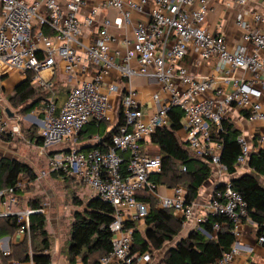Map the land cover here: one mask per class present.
<instances>
[{"label":"built area","instance_id":"1","mask_svg":"<svg viewBox=\"0 0 264 264\" xmlns=\"http://www.w3.org/2000/svg\"><path fill=\"white\" fill-rule=\"evenodd\" d=\"M149 4L148 19L135 21L133 14H142ZM85 5L86 0H0V77L11 71L32 72L33 82L50 92L39 108L42 143L38 151L46 156L47 165L37 178L50 172L75 178L112 206V249L99 264L153 263L151 252L132 249V224L149 211L148 204L137 200L141 191L151 195L158 208L181 218L183 226L203 233L201 224L209 216L230 220L233 243L210 264H234L241 252V226L253 222L220 161V132L224 121L232 122V110L243 113L248 123H264V0L225 4L235 8L240 32L234 50L228 48L221 28L215 32L207 28L209 0H102L82 14ZM109 8L117 15L97 22L99 11ZM111 25L132 27V39L122 41L123 52L109 31ZM133 59L137 69L130 65ZM58 60L67 80L73 82L60 104L53 85ZM186 60L191 68L183 64ZM135 76L159 85L146 101L137 99L131 89L118 93L117 80L130 83ZM175 108L182 112L179 141L211 167L214 185L203 201H188L182 185L162 194L149 180L160 171L161 160L143 142L157 128L169 126L168 113ZM120 109L124 123L107 148H82L91 143L80 141L85 125L91 121L114 125ZM18 131V124L11 126L0 111V136ZM92 140L97 143L98 136ZM237 142L236 173L245 167L253 146L252 138L242 132ZM256 142L253 148L264 147V137ZM17 203L12 188L0 190V217L16 216L17 232L29 239L30 214L43 208L15 212L12 207ZM220 227L213 224L215 232ZM257 242L263 244L264 235ZM2 253L7 256L10 250Z\"/></svg>","mask_w":264,"mask_h":264},{"label":"trees","instance_id":"2","mask_svg":"<svg viewBox=\"0 0 264 264\" xmlns=\"http://www.w3.org/2000/svg\"><path fill=\"white\" fill-rule=\"evenodd\" d=\"M32 77V72L27 74L17 87L15 98L12 100L17 104L32 100L33 102H28V105L26 103V110L32 108L37 101L44 105L50 95L48 90L32 86ZM36 91L39 94L38 98L35 97ZM168 118L170 122L168 127L157 128L143 142L144 146L159 153L161 160L160 171L151 174L149 180L157 187L182 185L188 192V201L195 200L199 190L211 176V167L203 159L196 158L179 141L177 133L183 127L182 112L178 108L171 109ZM123 123L124 116L120 109L117 122L104 135L101 142L93 144L92 147L107 148V145L111 143L112 136L118 132ZM95 124L91 123L81 132L90 131L89 134H91L95 130L93 127ZM240 133L241 130L235 125V122H223L220 132L222 143L220 161L232 176L230 178L231 185L246 202L247 215L258 228L257 236H262L264 235V183L261 180L264 179V147L254 148L245 164L246 170L236 173L235 165L240 154L237 136ZM32 137L38 144L42 143L39 134ZM252 142L256 147V137L252 138ZM50 174L54 178L75 179L62 176L57 172H50ZM21 177H27L29 185L31 181L36 180L37 175L29 165L17 159L0 158V190L12 188L18 201L19 193L31 188L30 185L22 188ZM136 197L138 201L148 204L149 211L144 217V236L136 228V222L132 224L134 228L132 249L151 252L152 246L159 249L166 242L173 241L182 229L183 220L176 217L171 210L158 208L156 200L146 191L139 192ZM41 202L33 200V198L29 199L28 209L43 208ZM80 203L77 202L78 205ZM1 219L5 222L3 225L5 233H11L20 226L16 216L0 217ZM112 220V206L97 196L90 197L82 210L75 211L67 238L68 264H76L77 258L83 264H99L100 258L112 249V232L109 227ZM214 223L221 224L220 229L216 232L213 230ZM201 227L204 233L191 229L186 237L175 241L174 245L167 249L163 264H210L233 243L232 222L227 218L209 216L201 224ZM29 232V239L24 238L18 244H10L9 255L4 256L2 252L0 253V260L3 264H8L10 260L31 261L33 264L51 263V243L46 230V215L43 212L30 214ZM97 257V260H93Z\"/></svg>","mask_w":264,"mask_h":264},{"label":"crops","instance_id":"3","mask_svg":"<svg viewBox=\"0 0 264 264\" xmlns=\"http://www.w3.org/2000/svg\"><path fill=\"white\" fill-rule=\"evenodd\" d=\"M229 0H209V11L206 15V26L207 28H210L211 31H218L219 28L220 32L224 35L227 46L230 50H234L235 46L240 42V32L237 29V26L235 25V8H226L225 5ZM102 2V0H86V5L82 9V14H85L88 12L89 8L92 6H97ZM152 8V5L149 4L144 7V12L142 14H133V18L135 21H145L148 19V12ZM117 15L116 10L114 9H102L99 11L97 15V22H100L103 18L108 17L113 19ZM132 27L130 26H124L122 28H117L114 25H111L109 27V31L116 36L118 42L116 44L117 47L123 52L125 50V45L122 43L123 39H132ZM223 28V29H222ZM57 63L55 76L53 78V85L54 90L55 88L58 89L59 84L62 86L66 83H70V86L72 85V81L67 80V77L63 74L62 71V63L60 60ZM188 68H191V64L186 60L184 63ZM131 67L137 69L138 64L136 60L130 61ZM199 70V67L197 68ZM31 72H27L25 74H22L18 71H11L8 74L0 77V111L8 110L12 116L7 117L9 124L11 126L15 124H20L19 119L22 118L28 119L23 124L24 130L26 134L28 135L27 141L25 140V143H22L21 145H26L27 150L24 147H21V145H18L14 142L12 139L13 135H6V136H0V158L6 157V158H13L17 159L27 165H29L34 173L38 176V173L40 170L44 169L47 165V158L45 155H41L37 148H39V145L36 142V139H34L32 136L40 135V129H41V122L38 118L42 116L41 113H39V108L43 105L41 103H38L39 101L35 102L32 108H29L26 110V103L28 105V102H33L32 100H28L25 103H13L12 100L15 98L16 95V89L21 84V82L26 78L27 74ZM60 74V78H59ZM58 75V76H57ZM33 78V77H32ZM65 82H64V80ZM109 79V78H107ZM116 84L118 85V93H123L122 91H127L128 89L133 90L136 93V98L140 101H146L148 100L149 94L152 92H155L158 90L159 85L152 79L144 78L141 76H135L131 79L130 83L126 82L125 79H122L120 81L117 80ZM31 85L35 88H38L39 86L33 82V79L31 81ZM56 85V86H55ZM70 88V87H69ZM68 88V90H69ZM127 89V90H126ZM67 90V91H68ZM66 91V92H67ZM66 93L64 96L58 97V99L55 97V100L57 103H62L65 99ZM119 94H117V97ZM38 98V97H37ZM116 98V96H112L111 100L113 101ZM37 100V99H35ZM30 107V106H29ZM25 112V116H21L19 112ZM6 114V113H5ZM232 119V122H236L238 125V128L241 130L242 133L246 134L247 136L254 138V137H264V123L261 121H254L251 123H248L245 119V116L241 112H234L232 110L229 113V119ZM91 123H95L94 121L89 122L85 125V127L90 126ZM112 124L102 122L98 125H93L94 132L91 134L90 131H86L81 134L80 141H88L91 142L88 145H93V136H98V142H101L104 135L111 130ZM7 137L8 139H6ZM33 138V139H32ZM32 147V148H31ZM84 147V146H83ZM82 147V148H83ZM31 148V149H30ZM90 148V147H85ZM24 149V151H23ZM150 152L154 153V150H150ZM246 170V167H243L239 172H244ZM238 172V173H239ZM50 173L47 175L49 176ZM232 176H228L227 178H231ZM264 178V177H263ZM41 179V178H40ZM28 181V179H27ZM39 181V178H36L35 181L30 182L31 188L27 191H23L22 193H19V201L16 205L12 207V209L16 211H20L23 209L28 208V200L33 198V200H40L42 201V193H46L47 196L51 197L53 202V207H51V201L50 202H41L43 206V213L46 215V230L49 235L50 243H51V263L50 264H68L67 259V240L64 238L62 239L61 234H53L51 235V232L47 229L48 222L52 221L49 219L51 213H56V211H59L62 213V207L60 204L56 206L55 203V196H57V190H52L51 188L46 189L44 192L41 189H37L36 187L32 189L34 185L37 184ZM54 181H50L51 185H53ZM214 185V179L211 177L209 178L205 184L202 186V188L199 190V194L197 197L198 201H203L205 198L212 193V188ZM158 191L162 194H170L171 193V187L166 186H159ZM35 196V197H34ZM79 207V206H78ZM75 208L73 209V212L80 210ZM1 208V206H0ZM143 220V221H141ZM136 222V228L141 233V228L139 224L144 222V219H141ZM139 222V226L137 223ZM4 220H0V253L3 252L6 248L9 249L10 244H18L20 243L25 237L22 234H19L17 230L12 231L11 233H5V229L3 228ZM188 226V225H186ZM191 227V226H189ZM192 228H190L191 230ZM189 230V231H190ZM257 226L250 222H244L241 226V238H240V246H241V252L240 254L235 258L234 264H264V243L259 244L257 242ZM175 242V241H174ZM166 244V243H165ZM174 245V244H173ZM171 247V246H170ZM13 260L8 261V264H12ZM20 262V261H19ZM0 264H3L2 260H0ZM20 264H31V261L28 262H20ZM33 264V263H32ZM76 264H83L79 258L76 259Z\"/></svg>","mask_w":264,"mask_h":264},{"label":"rangeland","instance_id":"4","mask_svg":"<svg viewBox=\"0 0 264 264\" xmlns=\"http://www.w3.org/2000/svg\"><path fill=\"white\" fill-rule=\"evenodd\" d=\"M59 78H60V74H59ZM64 82H65V80H64ZM69 87H70V83H66L63 86L61 84H59L58 89L55 88V97L58 99L57 95L59 97L64 96ZM38 95H39L38 91H36L35 97H38ZM19 114L23 117L25 116V112L20 111ZM19 121H20L19 123H21L20 126L18 124L19 131L14 134L12 139L14 140V142L16 144L21 145L22 143H25V140L27 141V139H28V135L26 134L24 127H23V124L26 121H28V119L22 118L21 120L19 119ZM235 125L238 126L236 124V122H235ZM177 134L179 135V132ZM21 147H24L26 150H27V148H29V147H26L25 144L21 145ZM253 147L254 146H252V150L254 149ZM37 150H38V148H37ZM23 151H24V149H23ZM20 181L22 183V188H25V186H27V187L29 186L27 184L28 183L27 177H21ZM50 181H54V182H52L53 185H51ZM261 182L264 183V179H262ZM35 187L37 189L43 190V192L48 188H51L52 190L56 189L58 191L57 192L58 197L55 196V203H56V206L58 204H60V206L62 207V213H60L59 211H56V213L50 214L49 219H51L52 221L48 222L47 229L51 232V235H53L55 233L61 234L62 239L63 238H64V240L67 239L69 237L70 224H71L72 219H73V213H74L73 209H75L79 206L78 209L82 210L86 206L87 200L90 197L94 196V194L88 189V187L86 185H83L78 180L63 179L61 177L54 178V176H52V174L39 179L37 184L34 185L32 187V189H34ZM40 198H42V202H50L51 201L50 202L51 207H53V202H52L51 197L47 196V194L45 192L42 193V196ZM77 202H81V203L78 205ZM141 221H143V220H141ZM138 224H139V222L137 223V225ZM139 225L141 228L145 227L144 222H142ZM190 228L191 227L186 226V225L182 226V229L180 230L178 235L174 238V240L166 242V244L162 248L157 249V248L152 246L151 250H150L152 253V261H153L152 264H163L165 253H166L167 249L170 246H173V244L175 243L174 241H178L181 238L186 237L189 233ZM141 230H142L141 235L144 236V231H143V229H141ZM98 257L93 259V260H97ZM93 260H91V261H93Z\"/></svg>","mask_w":264,"mask_h":264},{"label":"water","instance_id":"5","mask_svg":"<svg viewBox=\"0 0 264 264\" xmlns=\"http://www.w3.org/2000/svg\"><path fill=\"white\" fill-rule=\"evenodd\" d=\"M5 113H6V115L8 116V117H11L12 116V114L8 111V110H5ZM93 145H89V146H84L83 148H85V147H92ZM40 212V211H39Z\"/></svg>","mask_w":264,"mask_h":264}]
</instances>
